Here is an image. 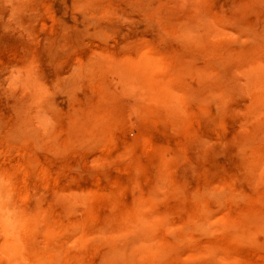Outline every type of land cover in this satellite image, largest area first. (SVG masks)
<instances>
[{
  "label": "rangeland",
  "instance_id": "374dc122",
  "mask_svg": "<svg viewBox=\"0 0 264 264\" xmlns=\"http://www.w3.org/2000/svg\"><path fill=\"white\" fill-rule=\"evenodd\" d=\"M0 264H264V0H0Z\"/></svg>",
  "mask_w": 264,
  "mask_h": 264
}]
</instances>
